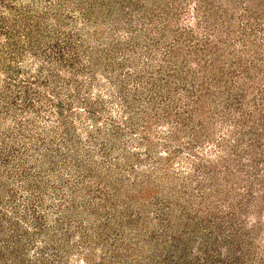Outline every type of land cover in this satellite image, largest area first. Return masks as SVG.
<instances>
[{"label": "rangeland", "instance_id": "1", "mask_svg": "<svg viewBox=\"0 0 264 264\" xmlns=\"http://www.w3.org/2000/svg\"><path fill=\"white\" fill-rule=\"evenodd\" d=\"M0 264H264V0H0Z\"/></svg>", "mask_w": 264, "mask_h": 264}]
</instances>
